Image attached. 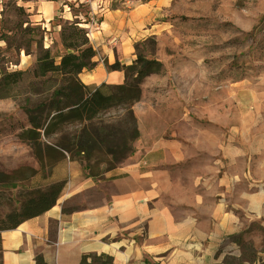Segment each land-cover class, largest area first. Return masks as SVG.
I'll use <instances>...</instances> for the list:
<instances>
[{"label": "rangeland", "instance_id": "obj_1", "mask_svg": "<svg viewBox=\"0 0 264 264\" xmlns=\"http://www.w3.org/2000/svg\"><path fill=\"white\" fill-rule=\"evenodd\" d=\"M150 2L165 29L145 42L143 53L165 69L133 107L135 123L116 107L92 125L66 126L46 137L31 126L30 111L63 84L43 83L32 70L40 48L60 62L66 53L63 28L79 23L89 35L97 28L92 9L70 6L68 11L64 0H0V80L26 73L9 92L0 85V218L18 210L29 190L45 189L55 177L68 180L73 166L83 177L102 180L137 164L155 185L157 203L189 211L207 235L206 246L232 231L264 227V0H97L94 9L104 14ZM92 126L105 127L116 139L112 134L107 146L95 147L90 163L84 154L47 152ZM123 140L134 154L126 159L109 154ZM33 142L41 148V162ZM99 190L77 197L68 208L97 203ZM236 255H227L225 262H239Z\"/></svg>", "mask_w": 264, "mask_h": 264}, {"label": "crops", "instance_id": "obj_2", "mask_svg": "<svg viewBox=\"0 0 264 264\" xmlns=\"http://www.w3.org/2000/svg\"><path fill=\"white\" fill-rule=\"evenodd\" d=\"M159 17L152 2L105 11L100 25L90 34L97 66L79 75L81 83L87 87L123 85L125 73L109 71L106 63L131 65L137 58L136 44L157 38L165 29ZM155 77L159 75L144 80L140 103L149 87L156 84ZM147 175L141 165L129 164L118 173L94 180L83 177L73 166L68 180L66 176L54 179L68 181L55 207L14 230L1 232V264H36L37 257L46 264H81L83 256L91 254L108 256L111 264H264V227L253 232L232 231L210 239L211 245L206 246L207 235L194 224L189 211L157 203L158 191ZM98 189L101 197L97 203L63 214V208L77 197ZM237 235L243 239H233ZM256 237L261 239L258 245L254 243ZM224 240L229 242L227 247ZM244 243L253 248L252 262L241 259ZM231 248L238 251L227 253ZM235 254L239 262H225L227 255Z\"/></svg>", "mask_w": 264, "mask_h": 264}, {"label": "trees", "instance_id": "obj_3", "mask_svg": "<svg viewBox=\"0 0 264 264\" xmlns=\"http://www.w3.org/2000/svg\"><path fill=\"white\" fill-rule=\"evenodd\" d=\"M79 23L62 29L61 41L66 53L57 63L51 56L49 49L40 48V55L32 75L43 83L60 81L63 85L56 88L51 99L41 103L36 109L30 111V124L36 131H43L44 136L50 137L57 131L62 132L66 126L79 124H93L99 116L113 108H121L126 111L127 117L135 123L133 107L141 101V86L144 80L152 75L164 73V65L156 59H149L143 53L145 42L136 44L137 58L129 66L116 62L107 65L109 71H122L125 73V83L121 86L102 85L100 87H87L79 79L83 71L95 69L97 63L94 58L97 52L94 50L89 32L78 26ZM25 72H13L5 75L0 80L1 87L9 92L24 78ZM42 117L41 118H38ZM113 132H107L106 128L92 126L90 132H85L77 139H64L47 148V152L55 150L63 151L73 158L81 154L87 155L86 164L90 163L91 152L98 146H107L108 139ZM135 138H138L137 130H134ZM63 139V138H62ZM34 154L39 162L42 160L39 144H31ZM116 148H110L109 154L126 159L134 154V149L126 140L115 142ZM88 167V165H87ZM3 174L0 172V177ZM68 181L60 180L49 184L45 189L40 187L31 189L25 194V199L18 210H12L0 218V234L3 231L14 230L23 222L39 217L56 206L59 198L65 191ZM77 209L63 208V214L69 215ZM242 260L254 261L255 253L250 244L242 246ZM1 251V235H0ZM36 264H46L41 257L36 258ZM81 264H111L108 256L85 255Z\"/></svg>", "mask_w": 264, "mask_h": 264}, {"label": "built area", "instance_id": "obj_4", "mask_svg": "<svg viewBox=\"0 0 264 264\" xmlns=\"http://www.w3.org/2000/svg\"><path fill=\"white\" fill-rule=\"evenodd\" d=\"M64 1H65L64 9H67L68 11L70 10V6H73L75 8L90 7L92 9L93 25L97 27L100 25L101 16L103 14L101 11L96 13L94 9V5L97 2V0H64Z\"/></svg>", "mask_w": 264, "mask_h": 264}]
</instances>
